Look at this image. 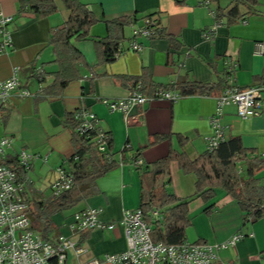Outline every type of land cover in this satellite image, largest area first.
<instances>
[{"label": "crops", "instance_id": "1", "mask_svg": "<svg viewBox=\"0 0 264 264\" xmlns=\"http://www.w3.org/2000/svg\"><path fill=\"white\" fill-rule=\"evenodd\" d=\"M20 1L0 0V12L13 17L9 26L13 43L7 54L0 55V81L8 80L16 69L21 88L32 97L21 98L17 91L1 109L0 138L14 140L8 162L17 160L22 151L35 156L31 170L20 180L30 208L34 203L43 206L53 199L57 169L75 154L67 118L79 108L96 115L100 129L110 136L109 150L116 160H120L123 151L127 155L138 154L145 168L166 157L171 150L185 153L191 159L206 151L217 96L180 97L176 101L157 99L131 109V119L126 122L123 113L111 112L98 101L128 97L133 85L124 78H139L147 72L156 85L175 84L181 79L218 84L225 80L226 61L237 64L235 84L241 89L259 85L264 77V54H256L257 44L264 43V0H258L255 11L242 22L228 25L223 20L212 41L205 40L203 33L215 24L211 14L215 9L212 4L204 6V0H80L100 21L91 28L88 40L74 43L85 58V64L79 68L81 77L71 82L61 95L45 96L43 91L53 84L58 71L49 46L51 36L53 31L65 27L71 12L62 0H56L58 12L41 18L29 11L20 13ZM230 3L221 0L220 6L227 10ZM241 11L249 12L245 7ZM122 17H135L136 24L152 17L160 34L137 39L142 49L135 52L130 50L132 28L126 27L120 45L125 53L115 62L105 64L101 62L95 40L108 36L106 21ZM37 71L41 72L42 81L35 76ZM223 124L226 140L240 137L245 148L256 150L264 157V113L242 120L236 108L229 106ZM155 136L167 138L151 145ZM180 137L186 140L185 144ZM257 178L264 183V169ZM142 184L143 175L137 167L118 166L97 180V193L73 209L55 213L47 233L42 223L35 230L46 239L71 236L73 215L86 208L101 209L100 218L105 223L118 222L125 211L141 207ZM195 185L194 175L184 174L177 162L171 163V182L167 185L170 193L181 199L191 198L196 193ZM189 211L188 241L220 244L240 233L244 238L234 247L221 251L220 259L225 264H264V217L255 223L245 221L239 205L221 190L209 203L194 199ZM81 236L77 240L82 239L87 250L82 262L121 253L128 247L122 227L114 231H90Z\"/></svg>", "mask_w": 264, "mask_h": 264}, {"label": "trees", "instance_id": "2", "mask_svg": "<svg viewBox=\"0 0 264 264\" xmlns=\"http://www.w3.org/2000/svg\"><path fill=\"white\" fill-rule=\"evenodd\" d=\"M62 1L71 14L64 28L53 31L49 43L55 56L54 64L58 66L53 84L43 91L45 96L51 97L61 95L71 82L81 77L79 68L85 64V58L74 43L88 40L91 28L100 22L80 0ZM220 1L209 0L214 6L217 18L226 20L228 25L245 20L259 4L258 0H230V6L225 10L220 6ZM241 7L247 8L249 12L243 14ZM28 11L41 18H47L56 14L58 8L56 0H21L19 12ZM137 21L135 17H122L105 22L108 36L95 40L101 62L111 64L117 60L115 54L124 40L125 28L136 24ZM159 34L158 28L157 35ZM171 41L175 43V39ZM41 77H37L39 81L43 80ZM123 80L129 81L133 86L140 84V92L147 97L154 96L159 89L176 92L180 97H211L219 96L228 87L226 79L218 84H204L181 79L175 84L156 85L147 72L142 77ZM259 83V85L264 84V77ZM67 125L72 131V144L75 148V154L69 160L74 177L72 188L59 197H53L43 206L34 203L29 211L33 228L36 229L37 225L42 223L46 233L53 224L51 218L55 213L77 207L83 200L98 192L97 180L118 166L134 165L140 159L138 154L127 155V151H123L120 163L114 155L109 161L98 152L94 132L89 135L78 133V124L73 115L68 116ZM166 138L155 136L151 145L162 142ZM180 141L182 144L186 143L182 137ZM109 147H111L110 142ZM172 162H177L184 174H192L196 177V193L193 197L181 199L167 190V185L171 182ZM7 165L17 173L19 180H24L27 173L23 167H20L17 160L11 163L7 161ZM138 169L143 175L140 209L153 227L151 236L156 243L175 245L188 241L190 203L194 199L209 203L214 200L218 190L224 191L233 198L245 213V221L250 220L255 223L264 217V183L257 178L258 172L264 169V157L256 150L245 148L240 137L231 136L221 143L217 150L213 152L206 150L195 159H191L185 153L171 150L163 159ZM154 211H159L163 219L152 221ZM81 240L80 245H82Z\"/></svg>", "mask_w": 264, "mask_h": 264}, {"label": "built area", "instance_id": "3", "mask_svg": "<svg viewBox=\"0 0 264 264\" xmlns=\"http://www.w3.org/2000/svg\"><path fill=\"white\" fill-rule=\"evenodd\" d=\"M203 5L209 7L211 3L209 0H204ZM211 14L215 19V24L203 33L207 41L214 40L217 28L223 23V20L217 18L215 10H212ZM12 22L13 17L0 12V55L7 54L12 46L13 39L9 30ZM131 28L133 41L130 44V50L140 52L142 47L137 39L155 37L159 27L153 18H146L142 24H133ZM124 53L125 49L120 46L115 58H120ZM256 54H264V43L257 44ZM225 65V79L228 87L216 97V110L210 119L212 133L206 138V150L209 152L217 150L226 140L223 116L227 107L234 106L242 120L258 117L264 113V84L241 89L235 84L237 64L226 61ZM35 76L40 77L41 72L37 71ZM17 91L21 98L32 97L28 90L21 88L15 69L8 80L0 81V111L7 106ZM179 98L178 93L163 89L157 90L152 97L144 96L138 84L132 87L130 95L126 98L98 99V101L106 105L111 112L123 113L125 121L129 122L131 119L129 113L135 107H141L157 99L176 101ZM73 116L78 124L77 132L81 135L94 132L98 152L111 161L113 154L109 150L110 136L100 129L96 115L84 108H79ZM13 144L12 138H0V264H69L70 253L74 257L73 264H225L220 259L219 253L229 247H234L244 238V235L238 233L224 243L213 245L191 241L175 245L156 243L151 236L153 227L145 219L140 208L125 211L122 219L115 223L103 222L100 218L101 209L86 208L73 215L70 225L71 236L60 235L54 239H46L33 228L24 183L7 165V157ZM34 160L35 156L22 151L17 163L28 173ZM117 161L120 163L121 158ZM134 166L143 167V160L138 159ZM57 174L58 178L52 185L53 197H59L68 192L74 182L69 161L57 169ZM162 219L159 211L153 212L152 221ZM117 227L124 229L127 249L121 253L104 254L82 262V257L87 250L79 244L77 238L86 232L114 231Z\"/></svg>", "mask_w": 264, "mask_h": 264}, {"label": "rangeland", "instance_id": "4", "mask_svg": "<svg viewBox=\"0 0 264 264\" xmlns=\"http://www.w3.org/2000/svg\"><path fill=\"white\" fill-rule=\"evenodd\" d=\"M73 258H74V257H73V254L70 253V255H69V260H68L69 264H73V261H74Z\"/></svg>", "mask_w": 264, "mask_h": 264}]
</instances>
